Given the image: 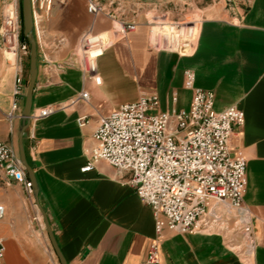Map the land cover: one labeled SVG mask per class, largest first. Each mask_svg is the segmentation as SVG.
<instances>
[{"label": "crops", "instance_id": "obj_1", "mask_svg": "<svg viewBox=\"0 0 264 264\" xmlns=\"http://www.w3.org/2000/svg\"><path fill=\"white\" fill-rule=\"evenodd\" d=\"M232 1L230 7L228 0H101L107 12L117 5L142 8L136 30L125 36L113 33L105 15H90L85 0L56 3L43 15L31 113L48 107L52 113L31 121L23 134L37 202L0 171L1 264H60L39 208L66 264H147L155 238L150 207L127 184L128 175L106 162L82 169L89 164L100 118L119 106L154 94L158 112L187 111L191 92L183 86L185 70L194 73L196 88L213 93L215 112L229 106L243 112L244 124L234 128L231 146L246 163L243 205L249 211V234L241 237L232 224L229 232L184 235L164 228L153 264H264V0H252L244 10L238 0ZM178 2L182 7L195 3L201 15L193 51H153L145 12L152 7L176 10ZM88 32L107 33L111 40L91 77L63 66ZM24 58L18 64L22 94L15 96L16 65L0 43V143L17 156L27 87ZM82 92L88 94L87 102L70 105ZM14 102L19 108L15 112ZM80 116L88 120L82 128L76 123Z\"/></svg>", "mask_w": 264, "mask_h": 264}, {"label": "built area", "instance_id": "obj_2", "mask_svg": "<svg viewBox=\"0 0 264 264\" xmlns=\"http://www.w3.org/2000/svg\"><path fill=\"white\" fill-rule=\"evenodd\" d=\"M86 11L96 17L105 15L113 23V33L125 36L138 26L141 7L117 5L107 12L101 0H85ZM244 10L252 0H238ZM53 0H30L34 36L40 47L41 21L51 10ZM233 1L228 0L231 7ZM0 43L5 54L12 53L16 65L14 95L22 94V72L18 65L29 54L19 42L20 9L18 0H0ZM149 46L156 52L189 55L195 44L198 21L180 22L168 10L149 8L144 14ZM198 22V23H197ZM111 45L107 33H84L75 51L63 66L76 67L86 77L96 73V61ZM194 73L183 72V86L191 92L187 111L158 112L154 94L141 95L101 117L93 134L94 147L89 164L82 171L104 161L118 173L128 175L127 184L142 203L149 206L155 219V238L149 246L147 264L159 259V237L164 228L177 234L204 233L236 226L241 237L249 234V211L243 205L246 189V163L231 146L234 128L244 124L243 112L229 106L213 110L214 95L194 86ZM87 102L82 92L69 101ZM18 111L17 103L12 105ZM51 108L31 113L30 122L47 117ZM85 116L77 118L78 127L87 124ZM0 171L33 195L16 153L0 143ZM4 207L0 205V219ZM163 218V219H162ZM247 250V249H246ZM244 253L250 254V248ZM4 248L0 244V264Z\"/></svg>", "mask_w": 264, "mask_h": 264}, {"label": "water", "instance_id": "obj_3", "mask_svg": "<svg viewBox=\"0 0 264 264\" xmlns=\"http://www.w3.org/2000/svg\"><path fill=\"white\" fill-rule=\"evenodd\" d=\"M19 7H20V14H21L22 34L28 42L29 54H28V69H27V87H26V93L24 95L23 106H22V110L20 114L21 125L18 130V134H17L18 158H19V161L22 167L24 168L26 172V175L29 181L32 183L33 196L35 197V200L37 202L36 181L34 179L33 171L27 162L24 147H23V134L30 123L32 96H33L36 76H37V43H36V39L34 36L30 0H19ZM39 210L42 215L45 229L48 234L51 246L58 258V261L60 264H66V261L64 260L62 254L60 253L58 246L55 242V239L51 233L46 217L40 208Z\"/></svg>", "mask_w": 264, "mask_h": 264}, {"label": "rangeland", "instance_id": "obj_4", "mask_svg": "<svg viewBox=\"0 0 264 264\" xmlns=\"http://www.w3.org/2000/svg\"><path fill=\"white\" fill-rule=\"evenodd\" d=\"M65 0H53V5L51 7V9L54 7V5L57 3H64ZM176 10H170L169 11V16L174 19V20H178L180 22H189V21H200L201 19V15L200 13L197 11L196 7H195V3H192L191 7H188L187 5L182 7V4L180 2H178V4H176ZM175 7V6H174ZM168 10V9H167ZM197 22V23H198ZM25 62L24 65H27V69H28V56L26 58H24ZM27 69H26V79H27ZM232 226H229L227 230H225L226 232L231 231Z\"/></svg>", "mask_w": 264, "mask_h": 264}, {"label": "trees", "instance_id": "obj_5", "mask_svg": "<svg viewBox=\"0 0 264 264\" xmlns=\"http://www.w3.org/2000/svg\"><path fill=\"white\" fill-rule=\"evenodd\" d=\"M19 9H20V7H19ZM19 17H20V35H19V42H20L21 44H25V45L28 47V49H29L28 42H27V40L24 38V36H23V34H22L21 14H20Z\"/></svg>", "mask_w": 264, "mask_h": 264}, {"label": "bare ground", "instance_id": "obj_6", "mask_svg": "<svg viewBox=\"0 0 264 264\" xmlns=\"http://www.w3.org/2000/svg\"><path fill=\"white\" fill-rule=\"evenodd\" d=\"M197 30H198V26H197L196 29H195V39H196V35H197ZM6 58H7L10 62L14 63V56H13L12 53H7V54H6Z\"/></svg>", "mask_w": 264, "mask_h": 264}]
</instances>
